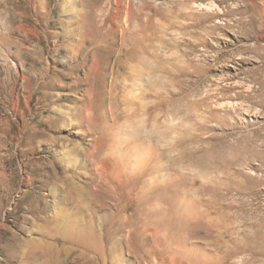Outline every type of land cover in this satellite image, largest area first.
<instances>
[{
	"label": "rangeland",
	"instance_id": "1",
	"mask_svg": "<svg viewBox=\"0 0 264 264\" xmlns=\"http://www.w3.org/2000/svg\"><path fill=\"white\" fill-rule=\"evenodd\" d=\"M0 264H264V0H0Z\"/></svg>",
	"mask_w": 264,
	"mask_h": 264
},
{
	"label": "bare ground",
	"instance_id": "2",
	"mask_svg": "<svg viewBox=\"0 0 264 264\" xmlns=\"http://www.w3.org/2000/svg\"><path fill=\"white\" fill-rule=\"evenodd\" d=\"M73 1V0H72ZM71 4L73 5L74 3L73 2H71ZM211 4H213V3H211ZM217 4V3H216ZM208 8H213V5H206ZM215 6H218V5H215ZM75 9V7H74V5H73V7L70 9V11H73ZM66 10V9H65ZM94 15V14H93ZM131 51V50H130ZM136 51V50H135ZM133 54V53H132Z\"/></svg>",
	"mask_w": 264,
	"mask_h": 264
}]
</instances>
